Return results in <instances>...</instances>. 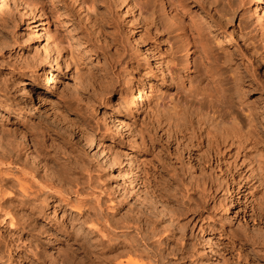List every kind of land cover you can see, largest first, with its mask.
<instances>
[{
    "label": "rangeland",
    "instance_id": "rangeland-1",
    "mask_svg": "<svg viewBox=\"0 0 264 264\" xmlns=\"http://www.w3.org/2000/svg\"><path fill=\"white\" fill-rule=\"evenodd\" d=\"M23 1L0 0V147H12L7 154L19 161L9 168L31 167L42 184L64 167L79 180L86 212L117 233L103 231L104 249L126 233L155 264H256L237 259L245 253L264 264V29L243 15L239 0H168L166 8L165 0H86L93 7L88 18L72 0H26L30 9L15 8ZM44 26L55 38L51 52L43 51L45 37L35 36ZM186 38L196 43L187 68ZM143 49L170 66L166 76L143 59ZM50 78L53 88L45 87ZM141 82L150 95L134 111L128 96ZM194 109L188 144L168 132L166 119L178 112L187 121ZM112 115L127 123L121 136ZM204 129L218 159L199 150ZM93 148L114 160L130 187L113 179ZM204 182L212 183L209 192L196 189ZM203 195L210 196L208 210ZM45 197L47 220L34 223V236H0V264H91L48 227L73 220L86 240L103 234L90 221L79 225L58 198Z\"/></svg>",
    "mask_w": 264,
    "mask_h": 264
},
{
    "label": "bare ground",
    "instance_id": "bare-ground-1",
    "mask_svg": "<svg viewBox=\"0 0 264 264\" xmlns=\"http://www.w3.org/2000/svg\"><path fill=\"white\" fill-rule=\"evenodd\" d=\"M72 1L79 8H81L84 13H86L85 16H87V18L89 17V14L93 12V9H92L93 7L87 6L86 0H72ZM113 1L115 2V4L118 3L117 0H113ZM30 2H27L26 0H24L23 3L19 2L21 4H19L18 2L17 3L15 2V4L14 3L13 4L15 5V8L20 7V5L21 6L24 5L25 7L22 8L24 10L25 8L30 6L29 4ZM164 2L166 3L162 5L163 8H166V6L171 4L168 2V0H165ZM239 3L241 7L243 8V12H242L243 15H246V17H251L254 23L260 29H264V0H239ZM90 6L92 5L90 4ZM30 7L28 9H30ZM41 28H42L41 31L34 29L35 36L38 40H40V38L42 39L43 37H45V47H43L44 48L43 51L44 50L50 51V45L54 44L55 38L54 36L51 35V32H49L45 26ZM184 41H183L184 42L183 51H185L186 58L185 59L183 58V60L181 61H183L182 63L183 66L187 68L192 64L193 53L196 48V43L191 42L187 38ZM54 45L56 46V44ZM200 45L202 44L200 43ZM142 53H143V59L148 62L150 61L153 68H156L159 71L160 75L164 76L165 72L168 73L170 71L169 65L167 66L166 63L164 64L163 61H161V59L158 60L154 58L153 55L150 54V52H148L147 49H143ZM134 70L135 69L132 70L131 75L136 74V71ZM56 84H57V81L54 78L53 79L50 78V79H47L45 87L51 86V88H53L55 87ZM149 95H150V86L146 82L141 84V89L139 90L138 88L134 86L133 88H131L129 92V96H128L129 102H130L129 106H131L134 111H139L140 109L143 108L144 104L147 103L148 101L147 97ZM26 96L27 95H25V97ZM197 113H198L197 110L195 109L194 111L191 110L190 114L188 115L187 121L184 120V118L182 117L183 115L181 116L178 112L174 113V115L177 114V117L174 118V115H173V116L168 117L169 119L168 118L166 119L168 121V123L166 124L168 132H171L172 135L173 134L177 136L180 135L181 139L183 135V137L186 138V141H188L187 143L192 144L190 140L191 139L190 135L194 133L193 125L195 123L194 120L197 117ZM178 116H181V117H178ZM110 119L111 121H113V123L115 122L114 126H115L116 134L121 136L125 131L124 128L127 125V123H125L124 121L120 122V120L118 119L116 115L110 116ZM231 128L233 130L237 129L238 131H240V127L234 121L231 123ZM203 132H204V135H203ZM208 135L209 133L206 129H204L203 131L200 130V132L198 133L197 145L199 146V150L202 153L206 154V157H210V155H213L215 156V158L218 159L220 156L218 145L213 144V142H211V140L209 139ZM202 138H204V141H205L204 144H203ZM175 141H176V137H175ZM38 143L39 141L37 142V144ZM9 147H7L8 152L6 153H3L0 147L1 149V152H0V236H7V237L34 236V231H35L34 226H33L34 223L41 218H44L45 221L47 220L46 219L47 218L46 217L47 216L46 207L49 206V203L46 201L47 200V198L45 197L46 195L58 198V201L60 202L59 208L68 207L71 211L75 210L76 212L75 217L77 218V221L80 220L79 225H83V224L87 225L88 222L90 221V223L92 224L91 227L94 231H96V233L103 234V231H105V232H109L108 233L109 236L110 235L116 236L117 233L114 232L113 227L110 224H108L106 220L103 221L97 215H94L92 218V216L86 212V209H85L86 203L83 200L79 199L78 197L79 195L78 181L79 180L77 181V179L70 178L69 173H67L64 167H60V169H58L59 167L57 166L58 170L56 169V171L58 172L55 173L57 175L54 174V177H53L54 179L50 177L48 179H45L44 182L40 184L35 179L36 176H34L35 174H33L34 173L32 172L33 170H30L31 167H26V168H29L28 170V169H24L25 166L24 167L18 166L22 168L17 169L18 167H16L17 170L15 171L9 168V166L12 167L13 164L17 166L16 164L17 162H19L17 161L18 159H15L16 157L13 158L12 154L9 155L13 151L12 147L10 148ZM95 148L92 149L94 156L97 157V159L102 163V165L105 167V170L107 169L108 171L113 172L112 174L113 179L115 181H121L123 184H127V186L130 187V182H128V180H125L123 178L119 169L115 166L114 163H112L114 160L113 161L109 160L108 158L104 156V154H102V151L100 152L99 149H95ZM14 156H15V153H14ZM131 162L132 161H130L129 159L127 160L130 174L132 175V182H134L136 172H134L135 169H133L134 167L132 166ZM6 165L7 166L9 165V166L6 167ZM38 166L41 167L40 164ZM46 172H48V170ZM52 174L53 173L49 175H52ZM55 183H57V185ZM195 187L196 189L200 188L202 192H209L210 188L213 187V185L211 183V187H209L208 183L204 182L201 186L197 185ZM71 194L75 195V200H72L73 202L70 200V197H69V195ZM209 199H210L209 195H203L202 201H201L202 203H200L201 206L203 205L204 209L206 210H208L207 206L209 203ZM142 203L143 202H141V200L138 201L139 205ZM228 203L231 205V201H229ZM51 206H53V204ZM55 209H56V206L53 207L54 212H55ZM18 212H20L22 216H20V213L18 214ZM166 222H168L169 227L175 228L176 225H174L173 223L174 221L172 219L167 218ZM45 224H48V221ZM124 226L126 227V225H123V228ZM48 228L49 229L54 228L52 229V231L54 232L55 235L56 233L57 234L59 233L61 235L65 234V236H67L64 242L66 244L65 245L66 249L69 250L73 246H77V250L82 249V252L84 251V254H86V256L88 257L87 259L90 260L89 262H91V264H140L137 261V259L139 258L140 259L146 258L147 260H149L151 264H155V262H157L156 260L153 259L149 251H147L145 245H144V249H140V245L137 243V240L133 238L126 239L128 236V234L126 233L124 234L121 232L122 233L121 235L124 238L123 241L120 240V242L116 244L107 243L106 249H104L102 245L104 243L103 238L107 236L106 234H105L106 236L104 234L100 235L101 238H98L97 236H95L94 240H89V239L86 240L85 237H82L78 232L75 231L76 229H75L73 220L72 221L68 220L67 223L65 221L64 223H56L55 221H52V225H50V227ZM202 237L205 239L206 242H212L210 235L206 231H202ZM107 241L110 242L109 240ZM58 252L59 254L58 253L56 254H58L59 255L58 257H60L62 253L60 251ZM33 256H36V254L33 253ZM261 258H262V261L264 262V255H261ZM237 259L242 260V261L249 259L253 263L256 262V264H258V261L252 258L251 255L249 256L248 253H245L243 257L241 254L237 255Z\"/></svg>",
    "mask_w": 264,
    "mask_h": 264
}]
</instances>
